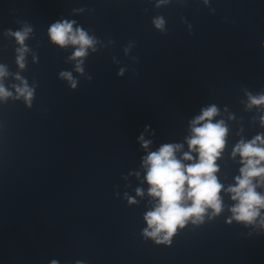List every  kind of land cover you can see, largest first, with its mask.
Segmentation results:
<instances>
[{
    "label": "clouds",
    "instance_id": "clouds-1",
    "mask_svg": "<svg viewBox=\"0 0 264 264\" xmlns=\"http://www.w3.org/2000/svg\"><path fill=\"white\" fill-rule=\"evenodd\" d=\"M157 28L163 27V20L157 19ZM30 28L14 33L18 43L23 45ZM49 36L53 43L64 47L77 46L72 59L77 63V71L82 72L80 58L87 55V49L93 47L95 41L82 29H73V24L67 21L56 22L49 28ZM93 50H95L93 48ZM26 48L18 49L20 55L17 63L24 67V55ZM7 72L0 66V79ZM61 77L71 82L72 88L76 87L71 73L62 72ZM17 79H21L19 76ZM23 87H17L16 91L26 100H31L33 90L22 81ZM11 93L0 83V99L9 97ZM255 105L264 104V96L252 98ZM218 115L215 106L202 110V114L192 121L191 137L187 140L189 152L184 153L182 159L177 158L176 153L182 148L180 144H164L158 151L150 152L143 160V166L147 169L145 180L147 181L148 195L155 198L157 203L152 211L145 215L149 230L145 235L157 239V243H165L175 234L177 227H183L189 218L202 219L208 209L215 214L222 211L221 190L223 185L219 183L217 159L220 157L226 143L227 127L223 121L213 123V118ZM143 147L147 148L150 141L139 138ZM192 152L197 153L194 158ZM239 154L243 167L240 176L236 177V185L229 187L232 200L236 204L231 211L234 218L242 222H253L264 209V196L256 191L254 178L260 177V183H264V138L255 137L249 142L241 141L233 149V156ZM183 161H190L185 164ZM137 195H143L141 189H137ZM134 201L130 200V203Z\"/></svg>",
    "mask_w": 264,
    "mask_h": 264
}]
</instances>
